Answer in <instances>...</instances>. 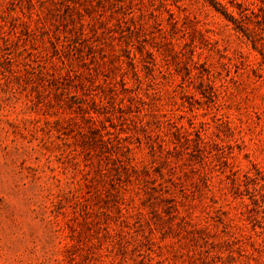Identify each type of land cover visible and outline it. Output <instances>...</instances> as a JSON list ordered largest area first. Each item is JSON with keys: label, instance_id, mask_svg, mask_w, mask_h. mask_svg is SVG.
Returning a JSON list of instances; mask_svg holds the SVG:
<instances>
[{"label": "rangeland", "instance_id": "obj_1", "mask_svg": "<svg viewBox=\"0 0 264 264\" xmlns=\"http://www.w3.org/2000/svg\"><path fill=\"white\" fill-rule=\"evenodd\" d=\"M0 264H264V0H0Z\"/></svg>", "mask_w": 264, "mask_h": 264}]
</instances>
